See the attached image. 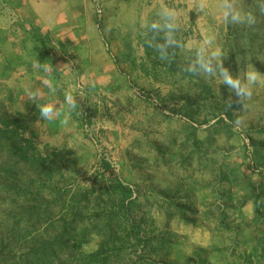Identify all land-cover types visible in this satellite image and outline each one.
I'll return each mask as SVG.
<instances>
[{
    "label": "rangeland",
    "instance_id": "374dc122",
    "mask_svg": "<svg viewBox=\"0 0 264 264\" xmlns=\"http://www.w3.org/2000/svg\"><path fill=\"white\" fill-rule=\"evenodd\" d=\"M256 1L0 0V39L12 45L9 67L0 51V119L28 115L39 149L63 161L43 198L0 188V264H25L71 222L88 227L81 251L96 252L109 221L131 223V254L146 260L185 264L203 253L206 264H264L252 199L264 184ZM63 76L64 125L40 104L20 110L22 95L43 96L44 78ZM73 252L56 250L51 264H69Z\"/></svg>",
    "mask_w": 264,
    "mask_h": 264
},
{
    "label": "trees",
    "instance_id": "16d2710c",
    "mask_svg": "<svg viewBox=\"0 0 264 264\" xmlns=\"http://www.w3.org/2000/svg\"><path fill=\"white\" fill-rule=\"evenodd\" d=\"M255 1L251 0V2ZM259 6L264 8V2L261 1ZM18 116L19 118L15 119H0V188L4 192L2 196L15 192L18 199L43 198L42 192L45 187H56V177L61 173L57 166L59 163H63L58 158L61 153L54 150L50 154L47 146L45 147L46 152L39 149V144L35 141V134L30 133L29 126L26 124L29 116L24 113H18ZM27 132L30 134L29 137H26ZM24 179L30 180V182L27 189L22 191L20 187ZM114 188L119 189L121 193H130V188L122 184H117ZM252 199L255 201L256 220L258 224L264 226V184L254 189ZM182 218L188 220L185 213L182 214ZM225 220L226 218L223 217L222 222L226 226ZM103 229H105L104 236L107 238L104 237L105 240L99 250L93 253H84L81 251L82 239L87 235L88 227L80 228L74 222L68 223L62 227L61 233L50 237V242L38 243V249L26 259L25 264H51L56 250L61 251L63 248L64 250L66 248L67 250L74 249L72 253L74 257H70L69 264H170L165 261L146 260L144 252L137 256L131 254V251H135L137 248L139 241L133 235L136 232L130 222L123 221L113 224L109 221ZM114 236H118L119 239L113 240ZM159 244L158 248L161 251L169 248L162 241ZM256 251L257 248L252 250L248 257L255 255ZM262 251L260 257L264 258V247ZM208 256L209 254L198 253L196 259L190 258L185 264H206Z\"/></svg>",
    "mask_w": 264,
    "mask_h": 264
},
{
    "label": "crops",
    "instance_id": "0c3cea01",
    "mask_svg": "<svg viewBox=\"0 0 264 264\" xmlns=\"http://www.w3.org/2000/svg\"><path fill=\"white\" fill-rule=\"evenodd\" d=\"M65 38V39H64ZM62 40V42L64 43H68L70 44L71 41L69 40V38L66 40L67 37H64ZM66 40V41H65ZM1 41V39H0ZM7 41L4 40L3 42H0V51L4 52V56H3V65L6 67H9L10 65L9 60H8V56L7 53L8 51L11 50L12 45L10 43H6ZM22 43V42H21ZM19 44V43H18ZM72 44V43H71ZM20 46L22 44H19ZM11 46V47H10ZM2 55V54H0ZM70 63V62H69ZM68 66V64H67ZM71 68L68 67V69L66 70L67 73L70 71ZM44 78V77H43ZM53 79V78H52ZM51 79V80H52ZM6 80V79H5ZM60 81V82H59ZM58 83L53 79L52 82H48L47 78H44V83H47V85L45 86V95H39V94H29L26 93V95H22L21 96V100L19 99V107L20 110L22 111H28L31 109V107L34 104H40L42 105V108L47 112V116L49 118V123L56 124V125H60V127L62 125L65 124L66 122V115H67V111L68 108L70 107L69 103V95H70V76L67 77H62L61 79H59ZM6 82V81H4ZM66 83L67 85H65V89L63 90L60 87L59 88L55 87L54 84L58 85L60 83ZM2 97L5 98L2 93L0 94V104H2ZM63 128V127H62Z\"/></svg>",
    "mask_w": 264,
    "mask_h": 264
}]
</instances>
